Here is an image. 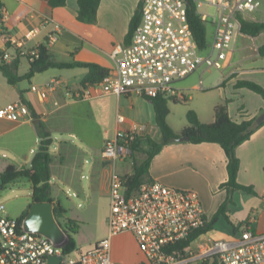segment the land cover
Segmentation results:
<instances>
[{"label": "crops", "instance_id": "0c3cea01", "mask_svg": "<svg viewBox=\"0 0 264 264\" xmlns=\"http://www.w3.org/2000/svg\"><path fill=\"white\" fill-rule=\"evenodd\" d=\"M0 1L3 3L2 13L5 14V19L0 24V53L9 47L10 41L23 39L25 34L33 29H40V34L28 42L27 47L44 45L53 29V26H44V21L48 17L53 18L61 27L58 41L47 46L48 54L54 62L95 63L109 70L115 66L111 57L115 47L129 44L127 42L131 22L143 2L101 0L96 23L85 24L78 20V0H67L66 6L58 8L50 7L43 0ZM240 37L249 38L251 44H239L238 39L231 65L225 69L226 72L222 71L220 77L208 84L207 90H211L209 93H217L213 96V101L194 110L203 123H213L215 107L226 101L230 116L238 123L256 120L257 124V119L264 115L263 97L247 88L237 87L239 81H252L264 88V57L258 52L264 45V38L259 41L264 34L258 37L246 35ZM238 52H241L242 56L235 61ZM31 67L27 60L20 59L18 74L20 76L28 74ZM201 69L192 75H200V89L206 91L204 76L209 81L208 73L211 70L205 68L201 72ZM87 74L88 70L85 68L61 69L48 66L35 71L29 80H23L16 85H10L7 81L8 87H4L7 100L0 104L1 108L22 101L30 104L37 116V119L33 118L31 112V117L23 122L0 119L1 137L24 129L23 135L12 140L14 162L8 164L5 170L11 165L19 170L22 167H25V170L29 169L41 142L40 122L51 134L52 198L56 206L60 204L66 211L63 217L58 218L62 225L66 218H70L60 199V195L68 196L66 189L70 194L72 192L73 195L82 196L86 190L84 181L87 180L88 188L109 198V214L103 222L101 238L96 237L88 243H83L80 245L85 246L83 249L77 245V251L70 255L74 260H78L81 254L107 237L112 175L118 173L126 176L132 173V160L112 163L103 158L102 152L107 142L113 140L120 130H130L136 124L146 126L144 132L139 135L138 145L142 151H151L148 138L155 142L162 140L153 103L147 98L131 94L122 97L110 95L88 101L69 100L66 96L67 91L83 87L82 83ZM52 80L59 81V85L56 90L48 93L44 101L30 89L32 85L45 88ZM179 88L186 96L185 101L191 100L189 91H192V88L190 86ZM56 102L59 106L55 104ZM171 102L177 104L176 102L182 101ZM172 111L170 108L168 123L177 134H180L188 123L176 127L171 122ZM119 117L124 118L123 123L118 122ZM263 122L264 119L257 125ZM237 156L241 162L238 182L252 188L253 193L233 194V203L229 205L228 211L230 206L237 205L240 201L249 211V215L242 223L238 234L246 227L264 233V124L255 131L250 140L237 148ZM227 165V156L219 144H193L177 139L154 157L149 173L153 181L171 188L196 192L201 199L206 219L210 221L227 200V191L221 188L229 179ZM87 169L88 175L85 174ZM31 204L32 196L29 206ZM208 234L200 239H210L207 237ZM219 240L224 239L219 237ZM112 258L124 264L143 262V255L133 234L124 233L112 239Z\"/></svg>", "mask_w": 264, "mask_h": 264}, {"label": "built area", "instance_id": "2783aa9c", "mask_svg": "<svg viewBox=\"0 0 264 264\" xmlns=\"http://www.w3.org/2000/svg\"><path fill=\"white\" fill-rule=\"evenodd\" d=\"M197 13L209 18L214 26L213 42L201 48L190 28L186 0H143L141 20L130 43L118 45L112 53L114 68L102 82L76 90H68L71 101H88L106 96L136 94L154 99L160 96L171 101H185L178 82L201 68L225 70L241 32L242 22L264 23V0H194ZM205 7L212 13H200ZM5 19V14H4ZM203 19V18H202ZM205 21V20H204ZM206 22V21H205ZM44 26H53L44 45L59 39L60 25L46 18ZM40 29L27 32L23 39L10 41L0 53V66L16 58L34 64L40 59V46L27 47ZM202 84V82H201ZM59 81L47 87L31 86V91L44 101ZM59 106V103H55ZM31 117L29 106L22 102L0 108V119L23 122ZM124 122L123 117L118 118ZM146 126L136 124L130 130H120L107 142L103 158L112 163L132 160L133 144ZM205 211L199 195L190 190L168 187L158 181L145 182L133 194H127L125 176L114 173L110 180V216L107 237L81 254L78 260L64 255L46 237L25 232L22 222L6 216L0 204V264H49L51 257H61V264H124L112 258V239L131 233L143 255L141 264H264V233L246 227L232 240L200 239L187 250L186 256H176L170 250L205 224Z\"/></svg>", "mask_w": 264, "mask_h": 264}, {"label": "trees", "instance_id": "16d2710c", "mask_svg": "<svg viewBox=\"0 0 264 264\" xmlns=\"http://www.w3.org/2000/svg\"><path fill=\"white\" fill-rule=\"evenodd\" d=\"M46 1L50 7L58 8L64 7L67 4V0H43ZM187 1V0H186ZM191 5L188 6V21L193 35L201 48H205L207 42V25L206 22L198 15L197 8L194 4V0H189ZM101 0H78V20L85 24H94L97 21V13ZM141 7L134 16L130 32L128 36V42L130 43L134 30L138 26L141 20ZM3 3L0 1V24L4 21V14L2 13ZM241 32L243 35L250 37H258L264 34V23H252L242 22ZM41 56L40 59L31 64V70L28 74L20 76L18 74V67L20 58H16L11 63L0 66V71L3 73L10 85H16L23 80H29L35 73L34 68L36 66H49L61 69L72 68H85L88 70V74L83 80V87L96 85L103 81V79L109 74V69L100 66L95 63H57L54 62L49 54L46 45L40 46ZM259 55L264 57V45L258 49ZM239 88H247L259 95L264 99V88L252 81H239L237 83ZM153 103L156 113V123L162 134L161 142H155L153 139L148 138L151 151H142L139 148V137L133 144V156H132V173L125 176L127 194L131 195L135 193L142 184L145 182H152L150 178L149 169L154 157L161 152V150L175 142L181 136H188L189 142L193 144L201 143H216L219 144L225 151L228 159V174L229 179L226 183L222 184L221 188L227 191V200L219 208L214 217L208 221L206 219L205 224L199 230L191 234L187 239L180 241L176 246L170 250L176 256H186L187 250L191 247L199 237L208 234L214 229L215 223L219 220V217L225 216L229 219L228 209L229 205L233 203L232 196L237 192L253 193L252 188L241 185L238 182V174L240 170V159L237 156V148L250 140L255 131L264 124H256V120H248L238 123L232 119L229 114L228 102H224L215 107V121L213 123H203L200 121L197 113L194 110H190L187 114L188 126L183 129L180 134H177L168 123V116L170 114L169 102L163 96L148 99ZM179 103V102H176ZM33 118L37 119L36 113L28 105ZM40 138L41 142L37 153L35 154L29 169L19 170L17 167L11 165L1 175L4 184L1 188L11 184L19 179H27L32 184V202H53L52 198V173L51 163L53 161L50 154V148L53 144L51 134L46 129L45 125L40 122ZM30 207V206H29ZM29 209V208H28ZM28 209L24 212L19 219L23 221ZM64 208L58 204L55 206V213L57 218L63 217L65 214ZM71 238L69 245L63 250L64 255H71L77 251V244L74 239V235L78 233L80 223L77 220L66 218L63 225ZM203 264H218L216 261H206Z\"/></svg>", "mask_w": 264, "mask_h": 264}, {"label": "rangeland", "instance_id": "374dc122", "mask_svg": "<svg viewBox=\"0 0 264 264\" xmlns=\"http://www.w3.org/2000/svg\"><path fill=\"white\" fill-rule=\"evenodd\" d=\"M213 9L205 7L200 13H212ZM206 21L207 25V42L210 46L213 42L214 26L211 24L209 18L201 16ZM264 37H261L259 41H262ZM239 44H251L249 38L240 37ZM242 56L241 52L236 53L235 61L239 60ZM205 68L201 69L204 70ZM231 70V69H230ZM199 72V73H201ZM223 72H226L223 71ZM222 71L211 69L208 73L210 80L207 81L204 76V87L206 91H201L200 75L195 74L188 77L185 80L178 82L180 86H190L192 91L190 95L191 100L182 101L180 103L170 102L169 106L172 108L171 122L176 126H181L183 123H188L187 114L190 110L201 107L204 104H209L213 101V96L217 93H209L211 90H207L208 84L213 82V79L220 77ZM28 85V83H26ZM8 87L7 80L3 73L0 71V104H3L7 100V96L4 95V87ZM109 129V126H108ZM24 129H20L17 132L10 135L0 136V173L5 170L8 164L14 162L13 143L12 140L23 135ZM21 148V146H19ZM19 148V149H20ZM22 166V165H21ZM88 175V169L85 172ZM55 182V180H53ZM32 184L27 179H19L11 184L6 185L4 188H0V204L5 206L6 216L13 219H20L24 212L28 209L31 203L32 196ZM86 190L84 195L77 196L69 190L68 196L60 195L63 206L68 211V217L76 219L80 223L78 233L74 235V239L78 248L83 243H88L97 237L101 238L103 233V222L109 214V198L108 196H101L97 192H93L88 188L89 181H84ZM64 188V186H61ZM238 197H236L237 199ZM237 205L230 206L228 211L229 219L225 216L219 217V220L214 225V231L208 234V238L219 240V237L224 240H232L235 236H238V231L242 227V223L247 219L249 211L243 207V204L239 201ZM56 205V204H55ZM237 231V232H236ZM237 233V234H235ZM218 238V239H217ZM82 243V244H81ZM85 246H81L83 249ZM76 257V254L73 255Z\"/></svg>", "mask_w": 264, "mask_h": 264}, {"label": "water", "instance_id": "95a60500", "mask_svg": "<svg viewBox=\"0 0 264 264\" xmlns=\"http://www.w3.org/2000/svg\"><path fill=\"white\" fill-rule=\"evenodd\" d=\"M187 4L191 5V2L187 0ZM48 66H36L35 71H40ZM264 119V115L257 119V124H260ZM180 141H189L188 136H181L178 138ZM22 167L20 170H25ZM4 181L0 176V188L3 186ZM54 202H32L28 209V213L22 221V227L25 232L35 233L42 235L49 239L53 245L57 248L65 249L70 243V236L66 228L59 222V219L55 213ZM61 257H51L49 264H61Z\"/></svg>", "mask_w": 264, "mask_h": 264}]
</instances>
